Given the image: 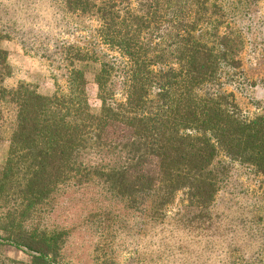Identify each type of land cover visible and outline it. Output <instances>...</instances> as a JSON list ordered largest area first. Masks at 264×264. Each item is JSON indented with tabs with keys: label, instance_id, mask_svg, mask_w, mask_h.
<instances>
[{
	"label": "trees",
	"instance_id": "1",
	"mask_svg": "<svg viewBox=\"0 0 264 264\" xmlns=\"http://www.w3.org/2000/svg\"><path fill=\"white\" fill-rule=\"evenodd\" d=\"M63 4L92 18L97 43L117 56L104 61L93 49L64 46L49 68L54 93L43 96L29 83L5 86L11 68L0 46V135L9 143L0 171V247L23 251L30 264H57L63 232L27 222L59 188H99L145 226L164 220L183 192L188 223L211 237L227 175L219 154L264 177V110L248 118L224 89L223 75L240 70L246 44L224 0ZM87 73L97 86V113L86 96ZM238 228H228V254L245 253ZM6 263L15 264L0 255ZM236 263L264 264L254 257Z\"/></svg>",
	"mask_w": 264,
	"mask_h": 264
},
{
	"label": "rangeland",
	"instance_id": "2",
	"mask_svg": "<svg viewBox=\"0 0 264 264\" xmlns=\"http://www.w3.org/2000/svg\"><path fill=\"white\" fill-rule=\"evenodd\" d=\"M224 4L246 42L240 72L235 71L233 77L223 75L224 89L233 93L242 113L253 118L264 110V0H224ZM96 28L92 18L66 12L63 0H0V33L5 36L0 46L7 52L11 68L5 86L29 83L37 86L39 94L51 96L54 82L49 68L57 65L67 45L93 49L99 60L117 56L97 43ZM85 78L90 109L97 113V86L91 73ZM8 147L7 138L0 135V171ZM219 159L226 164L227 175L214 200L220 224L210 231L211 237L188 223L183 192L177 194L164 220L145 226L99 188H59L41 214L28 220L27 227L63 232L57 264H237L248 257L264 263V177L222 153ZM234 225H239L238 230L244 226L243 232L236 233L244 255L226 251L228 228ZM251 231L254 236L245 237ZM0 255L15 264H30L31 260L8 245L0 247Z\"/></svg>",
	"mask_w": 264,
	"mask_h": 264
}]
</instances>
